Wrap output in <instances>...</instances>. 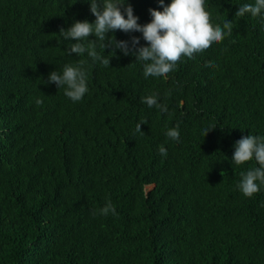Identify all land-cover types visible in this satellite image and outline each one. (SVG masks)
<instances>
[{
	"label": "trees",
	"instance_id": "1",
	"mask_svg": "<svg viewBox=\"0 0 264 264\" xmlns=\"http://www.w3.org/2000/svg\"><path fill=\"white\" fill-rule=\"evenodd\" d=\"M86 2L0 0V264H264V185L251 198L237 187L258 165L232 161L236 141L264 137V19L235 16L255 0H205L232 35L167 78L119 49L110 67L69 55L60 30L95 22ZM126 2L141 25L163 10ZM81 60L79 102L44 83ZM153 94L167 112L142 102ZM177 125L179 141L166 136ZM109 199L117 214L100 215Z\"/></svg>",
	"mask_w": 264,
	"mask_h": 264
},
{
	"label": "clouds",
	"instance_id": "2",
	"mask_svg": "<svg viewBox=\"0 0 264 264\" xmlns=\"http://www.w3.org/2000/svg\"><path fill=\"white\" fill-rule=\"evenodd\" d=\"M163 10L149 9L151 21L144 25L138 23V17L134 15L131 4L126 0H88L90 12L95 17V22L87 20L75 21L67 30L61 29L60 34L65 40H74L68 54L83 55L87 53L93 63L99 62L104 67H110V59L116 55L119 49L124 56L133 55L135 61L143 62L145 78L165 77L177 70V65L182 58L193 59L195 54L205 52L215 43H220L226 36L233 32L232 22L225 20L223 27L213 25L211 14L206 10L205 0H171L164 5V0H158ZM251 14L252 17L264 19V0H255L253 4H244L236 11L235 16L244 17ZM124 33L140 32L147 46H140V38H131V47L128 41L116 40L109 33L115 31ZM95 37V39H90ZM99 46L105 51L111 48L110 57L102 56L96 48ZM81 60L76 66L66 64L62 74L52 71L48 80L44 83H55L58 89L64 88V94L73 102H79L88 92L87 70ZM214 66V65H206ZM170 94V93H169ZM142 102L149 108H158L161 112H167V106L158 103V94L142 98ZM41 99L36 100L37 106L42 105ZM146 121L137 123L135 132L141 133V125ZM178 125L168 129L166 136L169 139L179 141L180 133ZM215 127L207 130L214 129ZM232 161L240 166L253 159L258 167L241 173V181L237 185L244 196L251 198L260 191L264 185V137L254 135L243 136L234 144ZM159 153L167 156L166 149L161 146ZM223 176V172L221 173ZM259 181V185L257 184ZM223 182V181H222ZM221 182V183H222ZM116 215V208L109 199L106 205L99 210L100 215ZM95 214V213H94Z\"/></svg>",
	"mask_w": 264,
	"mask_h": 264
}]
</instances>
